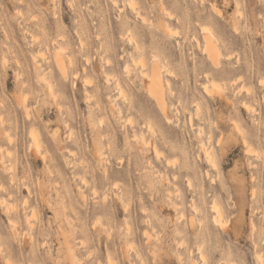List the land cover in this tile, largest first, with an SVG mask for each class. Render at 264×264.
<instances>
[{"label": "clouds", "instance_id": "obj_1", "mask_svg": "<svg viewBox=\"0 0 264 264\" xmlns=\"http://www.w3.org/2000/svg\"><path fill=\"white\" fill-rule=\"evenodd\" d=\"M194 2L211 3V12L219 15L213 0ZM95 3L0 0V214L8 217L0 228V264H31L23 253L16 259L9 254V243H19L25 234H33V248L47 251L52 241L61 244L59 258L50 264H163L165 257L178 264H246L223 239L214 216L220 207L231 216L234 175L252 168L264 179V116L256 113L244 122L237 113L244 100L264 109V70L249 65L256 82L247 97L234 90L239 79L225 85L233 107L224 118L209 106L197 80L196 94L172 105V119L163 115L165 126L176 128L183 117L182 143L177 146L151 120L144 128L157 131H150V144L141 142L136 109L125 100V115L112 100L121 84H133L132 73L103 71L111 64V49L90 23ZM230 3L243 21L238 31H250L241 15L247 0H223L225 7ZM259 21L264 25V15ZM97 59L100 73L88 68ZM9 73L11 92L4 87ZM125 159H135V179H111L113 162L123 168ZM165 207L175 215L164 217ZM46 208L51 217L44 215ZM148 232L154 239L145 238ZM102 238L118 241L106 259H101ZM259 244L264 251V232Z\"/></svg>", "mask_w": 264, "mask_h": 264}, {"label": "rangeland", "instance_id": "obj_2", "mask_svg": "<svg viewBox=\"0 0 264 264\" xmlns=\"http://www.w3.org/2000/svg\"><path fill=\"white\" fill-rule=\"evenodd\" d=\"M213 2L219 15L211 12V3L201 5L194 0H115V3L110 0H97V3L91 6L93 16L90 18V23L93 25V30L102 34L101 40L105 42V47L111 49L108 56V59L112 60L111 64L103 71L111 76L113 72L128 68L132 73L133 84L130 87L121 84L120 91L116 92L112 100L115 102L114 106L124 111L125 115H127L125 100H128L136 109L133 116L140 121L136 136L141 142L150 144V131L152 133L157 131L156 127L151 130L144 128L145 121L151 120L163 130L169 140L179 146L184 136L183 117L179 121L180 128L165 126L163 121L165 114L172 119L173 104L181 100L189 101L196 94L197 88L202 86L201 90L207 88L204 95L210 101L209 106L216 114H221L222 118L227 117L233 105L229 103L232 97L230 92L225 90V85H230L232 81L239 79L240 83L233 86L234 90L239 92L241 97H247L248 91L256 82L253 74L249 72V65L255 67L257 71L264 70V25H261L259 21V17L264 15V5L258 0H247L246 8L241 15L247 17L251 30L238 31L237 26L242 25L243 21L237 18L236 4L230 3L228 7H225L223 0H213ZM64 22L68 23L67 20ZM208 36L212 40L210 44L214 43L212 47H206ZM98 43L93 40V47L98 46ZM230 53L237 55L228 60L226 56ZM211 57L219 58L220 61L216 63ZM154 64H158L163 82L164 106L149 93L148 89L147 75ZM88 68L100 73V60L93 61ZM205 73H210V77ZM197 80H199V86ZM4 87L9 92L14 89L11 73L4 82ZM77 88H83L81 81H77ZM104 99L105 103H108L107 98ZM237 113L241 121L250 122V117L255 116L256 113L264 116V109L244 100L238 106ZM191 123L192 126H196L198 122L193 118ZM254 135H259L258 126ZM118 139L123 146L125 138L121 135ZM136 144L137 139L131 138L130 146L134 147ZM240 146L243 147V145ZM129 155L134 157L135 153H129ZM151 155H156L155 148ZM135 164V159L131 162L125 159L123 168H117L113 162L109 169V177L128 183L130 177L135 179ZM233 180L235 186L229 189L234 204L231 216L225 213L223 207H220L221 211H218L217 216L220 221L222 218L223 222H217L215 215L214 223L226 234L223 239L232 243L234 254L240 255L246 264H264V251L260 250L259 244L261 233L264 232L262 173L250 168L242 175H234ZM24 195H28L27 189L24 190ZM145 199L147 202V194ZM44 215L51 217L53 211L46 208ZM119 215L123 217L122 209ZM162 215L174 216L175 212L165 207ZM4 225H8V217L0 214V228ZM144 230L141 228V231ZM65 235L67 236V233ZM145 238L154 239L151 232H148ZM33 239V234H25L19 243L10 242V256L16 259L23 253L31 264H50L52 258H59L61 249L59 242L52 241L46 246L47 251H45L44 247L33 248ZM136 241L142 242L139 234L136 235ZM168 242L166 240V243ZM117 247V240L107 241L106 238H102L101 259H106L109 252L115 251ZM65 255H67V248ZM163 264H178V262L175 257H165Z\"/></svg>", "mask_w": 264, "mask_h": 264}, {"label": "bare ground", "instance_id": "obj_3", "mask_svg": "<svg viewBox=\"0 0 264 264\" xmlns=\"http://www.w3.org/2000/svg\"><path fill=\"white\" fill-rule=\"evenodd\" d=\"M172 14V13H171ZM173 30V29H172ZM209 36H208V42H206L208 45L206 46V47H208V46H214V43H211L210 44V41L212 42V40H211V38H210V40H209ZM210 44V45H209ZM139 45V44H138ZM216 45V44H215ZM211 46V47H212ZM207 49V48H206ZM209 52H211V50H209ZM213 52V51H212ZM216 53V52H215ZM210 56V55H209ZM211 56H212V54H211ZM218 56H220L219 54H218ZM216 57V56H215ZM135 58V57H134ZM211 58H213V57H211ZM217 59V60H216ZM213 58V60H214V62H216L217 63V61H220L219 60V58ZM112 61V60H111ZM135 61V60H134ZM218 64H219V62H218ZM144 66V65H143ZM130 70V69H129ZM147 74H148V72H147ZM148 76V78H149V84H148V89H149V93H151L153 96H155L156 98H157V100L159 101V103L161 104V105H163L164 106V98L162 97L163 96V82H162V80H161V75H160V70H159V66H158V64H154L153 65V68L151 69V71H150V73L147 75ZM207 87V86H206ZM207 89V88H206ZM122 93V92H121ZM220 211H221V209H220ZM217 214H219V212L217 213ZM217 214H216V216H217ZM222 215V214H221ZM215 216V220L218 222L219 221V223L222 221L223 222V220H222V218H221V221H220V219H218V216L216 217ZM220 217V216H219ZM223 218H224V216H222ZM226 220V219H225ZM225 220H224V223H225ZM228 221V220H227ZM229 223V222H228ZM223 224V223H222ZM221 224V225H222ZM224 225V224H223ZM226 225H227V223H226ZM252 225H253V223H252ZM228 226V225H227ZM224 227V226H223ZM225 229H227L226 228V226H225ZM259 255V254H258ZM261 257V256H260Z\"/></svg>", "mask_w": 264, "mask_h": 264}]
</instances>
